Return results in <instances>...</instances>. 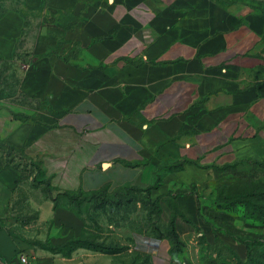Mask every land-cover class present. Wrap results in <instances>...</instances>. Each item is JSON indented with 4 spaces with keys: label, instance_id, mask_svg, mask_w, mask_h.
<instances>
[{
    "label": "crops",
    "instance_id": "1",
    "mask_svg": "<svg viewBox=\"0 0 264 264\" xmlns=\"http://www.w3.org/2000/svg\"><path fill=\"white\" fill-rule=\"evenodd\" d=\"M23 3L50 13L31 21L24 40L34 57L19 82L20 93L43 107L14 117L0 98V140L37 159L57 193L155 184L150 197L160 199L162 223L172 217L169 200L189 221L174 222L182 241L190 243L195 229L214 240L210 221L228 225V215L199 214L194 189L215 181L216 168L264 160V0ZM24 24L17 13L0 19L4 49ZM31 181L0 152V213ZM43 200L29 202L40 222L51 220L65 239L82 232L75 214ZM26 248L0 221V264H23ZM170 248L166 239L132 237L131 251L148 257L167 259ZM33 254L27 264H112L117 256Z\"/></svg>",
    "mask_w": 264,
    "mask_h": 264
},
{
    "label": "rangeland",
    "instance_id": "2",
    "mask_svg": "<svg viewBox=\"0 0 264 264\" xmlns=\"http://www.w3.org/2000/svg\"><path fill=\"white\" fill-rule=\"evenodd\" d=\"M7 13H17L25 24L24 32L14 39L9 49H4L6 28L0 26V98L10 107L14 117L32 118L34 111L43 104L26 99L19 90L22 74L34 57L25 50L28 43L24 39L31 35L35 26L31 21L43 17L47 20L50 13L31 12L23 0H0V16ZM8 19L11 21L14 17L9 15ZM6 153L10 157L8 160L30 171L32 181L31 186L26 184L18 190L8 209L0 213V221L14 237L26 244L24 252L28 251L25 253L28 257L43 250L42 247L61 246L68 239L53 229L51 220L40 222L29 202H44L43 199L49 197L63 205L67 200L47 185L37 159L21 156L18 149H8ZM143 190L127 186L96 193L93 197L83 193L77 196L82 200L80 210L84 228L81 236L91 245L112 248L111 253L117 255L112 264H264V160L243 161L233 169L220 170L211 184L194 189L202 215L226 211L222 209L225 207L230 224L218 225L208 220L222 242L208 240L195 229L194 239L190 243L181 241L182 245L174 252L170 248L167 259L131 251L132 237L138 233L153 234L171 242L167 237L168 227L162 223L156 206ZM251 193L255 195L245 197ZM254 203L260 207V212L256 211Z\"/></svg>",
    "mask_w": 264,
    "mask_h": 264
},
{
    "label": "trees",
    "instance_id": "3",
    "mask_svg": "<svg viewBox=\"0 0 264 264\" xmlns=\"http://www.w3.org/2000/svg\"><path fill=\"white\" fill-rule=\"evenodd\" d=\"M3 16H0V19ZM0 142H2V143H0V152L3 154L5 164L6 165H14V166H17V167H22L30 175V171L28 169L24 168L22 165L16 164V163L8 160V158H10V157L6 153V151H8V149L14 150V151H15V149H18V151H20L21 156H26L24 151L22 149H20V148H15V147L11 146V145L3 142L2 140H0ZM231 168L232 167H230V166L222 167V168H216V172H219L220 170H230ZM46 183L50 187L47 179H46ZM155 186L156 185L154 184V185H152V186H150L148 188H144L143 191L148 195L149 199L151 200V204L156 206L158 215L160 217V212H161V209H160V206H159V200L160 199L158 198V199L152 200L151 197H150V192H151L152 189L155 188ZM104 192H107V191H102L100 193H104ZM80 194L81 193H76V194L61 193V197L63 199H66L67 202L62 205V204L59 203V201L56 198H52L51 201L53 202V207L54 208L63 207L66 210H68V211L72 212L73 214H75L79 219L84 221L83 217H82V212L80 210V208H81L80 206L82 205V200L79 201L78 198H77V196H79ZM95 194L96 193H92V194H90V196L93 197ZM254 195H255V193H251L250 195H246L245 197L254 196ZM257 196L258 195H256V197ZM72 204L75 205L76 207L75 208L72 207L71 206ZM167 204H168V207H169V209H170V211L172 213V217H171L170 221L167 224H165V225L168 227L167 237L171 241L170 242V246H171V248L173 250L172 252H174L175 250H177L182 245V242H181L182 240L179 238L178 234L175 231L174 222H175V220L177 218H181L184 222H187V223L189 221L178 211L176 205L173 202L168 200ZM228 204L231 206V202H229ZM254 206L256 207V211L258 209L259 211H257V212H260V207L257 206V203H254ZM222 209H224L226 211L228 210V208H225V207L222 208ZM226 211H222V212H226ZM198 213L201 214L199 207H198ZM213 230H214V232H217V231H215L214 228H213ZM81 234H82V232L79 235H77V236L73 235V236L67 238L68 240H66L61 246H56V247H51V248L42 247V249L46 250V251H49V252H51L53 254H60L63 257H67V258L70 257L71 254L77 249H86V250H89V251H92V252H103V251H111L112 250V248H108V247L104 248V247L91 245L88 241L83 239V236H81ZM138 234H144V235H146L148 237L163 239V237H156L153 234H147V233H138ZM215 239H219L217 235H216ZM219 241L222 242L220 239H219ZM245 247L247 248V246H245Z\"/></svg>",
    "mask_w": 264,
    "mask_h": 264
},
{
    "label": "built area",
    "instance_id": "4",
    "mask_svg": "<svg viewBox=\"0 0 264 264\" xmlns=\"http://www.w3.org/2000/svg\"><path fill=\"white\" fill-rule=\"evenodd\" d=\"M19 258H20V262L21 263H23V264H27L28 263L26 256L21 255Z\"/></svg>",
    "mask_w": 264,
    "mask_h": 264
}]
</instances>
